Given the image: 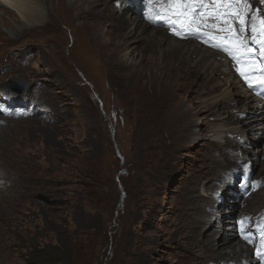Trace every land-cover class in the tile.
I'll return each instance as SVG.
<instances>
[{
    "label": "rangeland",
    "instance_id": "1",
    "mask_svg": "<svg viewBox=\"0 0 264 264\" xmlns=\"http://www.w3.org/2000/svg\"><path fill=\"white\" fill-rule=\"evenodd\" d=\"M34 1L63 20L72 13L68 8L73 3L87 9L92 0ZM247 3L249 25L255 16L259 27L264 0ZM209 8L210 0H203L198 11L207 13ZM158 12L159 7L146 4L139 14L154 19L149 28H169ZM104 20L101 33L113 29L104 39L117 43L109 51L104 46L91 47L80 54L70 30L66 42L56 45L61 41L56 35L31 32L24 17L0 3V264H199L203 245L193 256L179 238L182 200L191 186L208 195L203 187L212 181L217 185L210 194L218 199L226 179L211 180L212 173L201 174L209 168L206 156L220 155L224 143L211 141L213 123L206 120H214L210 114L204 116L207 112H191L189 133L168 138L167 112L178 94L165 91L167 87L161 88L160 110L153 113L154 136H146L141 56L145 41L140 40L137 51L131 53L133 40L129 45L122 39L131 22L119 29L117 19ZM177 30L199 46L224 53L211 46L203 32L200 36L190 29ZM159 45L155 46L159 49ZM70 51L74 59L63 63ZM177 59H165L167 67H177L176 81L194 79L190 63ZM224 60L237 68L233 61ZM12 77L26 82L15 83L25 91L7 86ZM236 107L241 106L233 103L224 110ZM228 140L237 143L235 136ZM263 143L264 139L249 147L234 145L238 159L229 175L241 190L264 178L251 156L255 150L259 153ZM217 202L208 209L217 211L212 207ZM241 212L230 222L239 220ZM224 225H230L229 221ZM220 231L211 228L207 234L219 238Z\"/></svg>",
    "mask_w": 264,
    "mask_h": 264
},
{
    "label": "bare ground",
    "instance_id": "2",
    "mask_svg": "<svg viewBox=\"0 0 264 264\" xmlns=\"http://www.w3.org/2000/svg\"><path fill=\"white\" fill-rule=\"evenodd\" d=\"M0 3L24 17L29 22L31 32H50L56 35L58 40L61 39L60 42L57 41L58 44L56 45L61 46L62 43L66 42V31L70 30L75 48L78 49L80 54H85V51L91 47L104 46V51H109L108 49L117 43L104 39L107 34L112 33V28L107 29L105 34L101 33L102 28L105 26V18L117 19L120 23L119 29H124L131 22V28L128 29L129 27L126 26L127 29H124L125 33L122 35L125 44L130 45V43L132 44L130 41L133 40L131 53L137 51L140 40L145 41L141 56L144 58L143 78L145 79L142 100L144 112L142 125L146 126V136L149 138L152 135L154 136L152 129L153 113L160 110L158 101L161 96L159 95L160 90L162 91L161 88L167 87L165 91L178 94L177 100H172L167 112V120L170 119V121L164 129L167 131L166 136L168 138L172 137L173 139L175 136H184V134L189 133V124L193 122L191 112H207L204 116L207 117L210 114L211 119L214 120V122L206 120L207 124L213 123L212 129H210L211 141L216 142L220 139V142L227 145V148H225L223 144L220 155L206 156L210 160L209 168L201 174L203 176L212 173L211 180L218 179V176H221L219 179H226L224 182L227 183H222L219 188V192L222 191V193L218 196V199L210 194V192H214L217 185L213 181L203 187L208 195L198 193L199 187L191 186L189 192L183 197V216L182 221L178 222L177 229L184 248L194 256L197 251L196 248L203 245V253L199 255V264L201 262L202 264H207V262L208 264H239L243 261L245 263L257 262L261 264L262 262L264 264V259L257 255L259 251H264V242L261 239L262 230H264V178L249 182L244 185V188L242 186L241 190L234 183L235 177L229 175L238 159L234 145L246 144L249 147L251 143L260 144L264 139V87H249V84L237 71L238 67L247 71L248 66L237 62V68H235L234 65L224 60L231 58L227 53L222 54L210 48L199 46L196 41L187 40L188 37L173 34L175 32L173 30L179 32L177 30L178 23L172 29L171 25L168 24L171 23L170 21L166 22L169 28H149L150 22L154 19L144 15L140 17L139 14L142 7L150 4L149 0H92L88 3L87 9H83L80 3H73L68 8V11L72 13L63 16V20L56 19L48 9H42L40 4L34 0H0ZM159 3L160 0H152L150 5L152 7L155 4L156 7H159ZM101 5L104 8H101ZM211 5L212 3H210ZM147 7L149 6L147 5ZM10 12L12 11H9V14ZM203 29H200L199 32L195 31V35L201 36L202 32H205ZM163 35L167 36V39H163ZM170 35L174 36L171 37ZM156 44H160L159 49L155 46ZM163 45H166V47H163ZM252 47L255 49L257 46L253 45ZM219 54L223 59L217 57ZM73 55L74 53L63 56L65 58L63 63L73 60ZM168 56H172L173 59L182 58L183 61L189 62L194 79L190 78L178 83L176 81L177 67L174 64L167 67L168 64L165 63ZM256 66L259 67L258 62ZM248 79L255 85L259 77L250 75ZM52 103L57 104L56 101ZM186 103L190 105L186 106ZM233 103L241 107H236L231 112L224 110ZM232 113H236V115ZM226 121H228L227 124ZM194 130L196 129H191V131ZM258 134L262 135L261 138ZM234 136L236 137V144L228 140ZM249 141H251L250 144ZM255 151L251 153V156L264 176V147L260 151L258 150V154ZM240 154H243L242 151ZM222 155L226 156L223 157L224 160L221 159ZM249 157L243 156L242 158L251 160ZM173 158L174 156L171 160ZM215 201L219 202L215 206L212 205V207H217V211L208 209ZM231 203L235 204L231 205ZM227 206H231L232 209L225 210L224 208ZM240 209H242V212L239 220H233L231 224L229 218L234 216ZM252 210H255L254 214H250ZM228 221L230 225L225 226L224 224ZM216 227L221 229L219 238L207 234L208 230ZM200 234L203 237H199ZM245 236L250 237L251 242H249V239L244 238ZM247 255H251V258H248ZM252 255L256 258H252Z\"/></svg>",
    "mask_w": 264,
    "mask_h": 264
},
{
    "label": "snow or ice",
    "instance_id": "3",
    "mask_svg": "<svg viewBox=\"0 0 264 264\" xmlns=\"http://www.w3.org/2000/svg\"><path fill=\"white\" fill-rule=\"evenodd\" d=\"M149 2L151 4L152 0ZM202 4L203 0H160L158 14L161 18L170 21L173 28L178 23L181 29L197 32L206 21H212L208 24L209 31L204 34L218 41L213 46L248 66L247 71L239 67L237 71L249 87H264V18L259 19V27H257L255 22L257 17L253 16L252 23L249 25L247 0H216V3L210 6L214 14L199 12L198 9ZM153 7L156 5L154 4ZM217 17H219V23L216 22ZM193 25H195L194 28ZM246 33L248 35H245ZM252 45L257 47L254 49ZM257 62L259 67L256 66ZM250 75L259 77L255 85L248 79ZM244 238L251 242L250 237ZM261 239L264 242V230H262ZM257 255L264 259V251H259Z\"/></svg>",
    "mask_w": 264,
    "mask_h": 264
},
{
    "label": "water",
    "instance_id": "4",
    "mask_svg": "<svg viewBox=\"0 0 264 264\" xmlns=\"http://www.w3.org/2000/svg\"><path fill=\"white\" fill-rule=\"evenodd\" d=\"M17 82H22V83H26V82H24L23 80H21V79H19V78H17V77H12L10 80H9V82L7 83V86L9 87V88H11L12 90H14V91H18V92H22V91H24L25 90V88H20V87H18V86H16L15 85V83H17Z\"/></svg>",
    "mask_w": 264,
    "mask_h": 264
}]
</instances>
